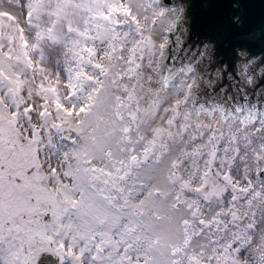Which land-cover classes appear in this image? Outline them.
Wrapping results in <instances>:
<instances>
[{
  "label": "snow or ice",
  "instance_id": "1",
  "mask_svg": "<svg viewBox=\"0 0 264 264\" xmlns=\"http://www.w3.org/2000/svg\"><path fill=\"white\" fill-rule=\"evenodd\" d=\"M246 2L0 0V264H264Z\"/></svg>",
  "mask_w": 264,
  "mask_h": 264
},
{
  "label": "water",
  "instance_id": "2",
  "mask_svg": "<svg viewBox=\"0 0 264 264\" xmlns=\"http://www.w3.org/2000/svg\"><path fill=\"white\" fill-rule=\"evenodd\" d=\"M247 10L248 15L258 20L262 15H264V0H247L243 5ZM169 63H172L169 61Z\"/></svg>",
  "mask_w": 264,
  "mask_h": 264
}]
</instances>
